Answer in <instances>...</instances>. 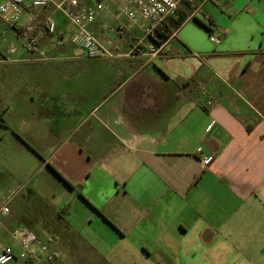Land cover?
<instances>
[{
    "label": "crops",
    "instance_id": "obj_1",
    "mask_svg": "<svg viewBox=\"0 0 264 264\" xmlns=\"http://www.w3.org/2000/svg\"><path fill=\"white\" fill-rule=\"evenodd\" d=\"M122 1L91 27L112 60L72 46L53 9L22 19L47 61L0 19V254L23 228L44 264H264V0L184 2L167 62L129 54L144 24Z\"/></svg>",
    "mask_w": 264,
    "mask_h": 264
},
{
    "label": "built area",
    "instance_id": "obj_2",
    "mask_svg": "<svg viewBox=\"0 0 264 264\" xmlns=\"http://www.w3.org/2000/svg\"><path fill=\"white\" fill-rule=\"evenodd\" d=\"M188 0H124L117 8L118 16L125 17L130 23H143L144 40H141L129 53L146 55L149 58H165V46L167 40L158 42L157 39L149 42L154 37L156 29L168 18L176 15L179 6ZM191 4V2H189ZM116 0H6L0 5V19L9 24L15 30L21 41L24 42L29 52L37 53L35 61H47L51 58L38 49V34L35 25H23L22 19L25 9H53L59 12L74 28V34L70 43L81 50L88 58L115 59L121 55L116 43L112 39H98L92 32L100 14L109 5H115ZM43 30L55 39L58 47L63 46L64 39L58 30L54 20L48 19L42 24ZM101 31L115 33V29L102 27ZM215 43L221 41V35L217 31L211 32ZM147 42V43H146ZM199 154L202 149H198ZM214 161L213 155L201 159L204 168L209 167ZM3 214L9 213L8 206L3 207ZM12 239L20 250L16 252L12 248H6L0 254V264H9L14 261L28 262L30 264H44L39 258L40 253L46 255L48 262L53 261L54 256L49 253L45 243L33 232L23 228H16L11 233Z\"/></svg>",
    "mask_w": 264,
    "mask_h": 264
},
{
    "label": "trees",
    "instance_id": "obj_3",
    "mask_svg": "<svg viewBox=\"0 0 264 264\" xmlns=\"http://www.w3.org/2000/svg\"><path fill=\"white\" fill-rule=\"evenodd\" d=\"M194 8L193 5L187 3L181 4L176 15L168 18L161 26H159L155 31L154 37H151L150 40L157 39L158 42H163L164 40L169 39L193 12Z\"/></svg>",
    "mask_w": 264,
    "mask_h": 264
},
{
    "label": "rangeland",
    "instance_id": "obj_4",
    "mask_svg": "<svg viewBox=\"0 0 264 264\" xmlns=\"http://www.w3.org/2000/svg\"><path fill=\"white\" fill-rule=\"evenodd\" d=\"M43 239H47V238H43Z\"/></svg>",
    "mask_w": 264,
    "mask_h": 264
},
{
    "label": "snow or ice",
    "instance_id": "obj_5",
    "mask_svg": "<svg viewBox=\"0 0 264 264\" xmlns=\"http://www.w3.org/2000/svg\"><path fill=\"white\" fill-rule=\"evenodd\" d=\"M0 259H2V258H0Z\"/></svg>",
    "mask_w": 264,
    "mask_h": 264
}]
</instances>
